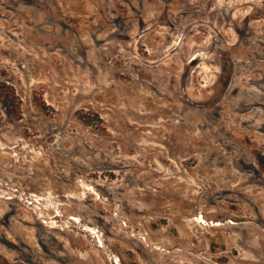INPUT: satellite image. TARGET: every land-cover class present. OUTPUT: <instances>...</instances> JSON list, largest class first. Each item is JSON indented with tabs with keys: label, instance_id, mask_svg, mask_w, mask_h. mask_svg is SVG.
<instances>
[{
	"label": "rangeland",
	"instance_id": "1",
	"mask_svg": "<svg viewBox=\"0 0 264 264\" xmlns=\"http://www.w3.org/2000/svg\"><path fill=\"white\" fill-rule=\"evenodd\" d=\"M0 255L264 264V0H0Z\"/></svg>",
	"mask_w": 264,
	"mask_h": 264
},
{
	"label": "trees",
	"instance_id": "2",
	"mask_svg": "<svg viewBox=\"0 0 264 264\" xmlns=\"http://www.w3.org/2000/svg\"><path fill=\"white\" fill-rule=\"evenodd\" d=\"M7 89L8 87L4 83L0 82V97L3 100V102L8 105L10 104L11 97ZM256 158L260 164H264L263 155H261L260 153H256ZM0 264H21V263H13L11 261H8L7 259H5L3 256L0 255Z\"/></svg>",
	"mask_w": 264,
	"mask_h": 264
}]
</instances>
